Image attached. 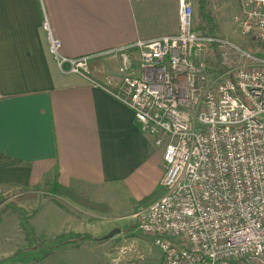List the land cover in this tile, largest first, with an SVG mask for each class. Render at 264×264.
<instances>
[{
    "label": "crops",
    "instance_id": "1",
    "mask_svg": "<svg viewBox=\"0 0 264 264\" xmlns=\"http://www.w3.org/2000/svg\"><path fill=\"white\" fill-rule=\"evenodd\" d=\"M45 21L61 42L62 57L90 58L89 77L99 87L69 73L68 63L57 66ZM177 33V0H0V189L56 184L106 207L83 206L91 213H118L125 199L136 207L158 199L163 150L115 97L122 79L115 51ZM56 203L50 236L57 245L46 259L100 264L102 254L106 264L115 237L77 224ZM38 224L24 231L42 238Z\"/></svg>",
    "mask_w": 264,
    "mask_h": 264
},
{
    "label": "built area",
    "instance_id": "2",
    "mask_svg": "<svg viewBox=\"0 0 264 264\" xmlns=\"http://www.w3.org/2000/svg\"><path fill=\"white\" fill-rule=\"evenodd\" d=\"M240 4L239 33L264 46V0ZM177 15L176 35L115 51V97L163 150L162 194L138 208L136 228L160 264H264V56L195 32L191 0H177ZM42 28L57 66L99 87L90 58L62 57L47 21Z\"/></svg>",
    "mask_w": 264,
    "mask_h": 264
},
{
    "label": "rangeland",
    "instance_id": "3",
    "mask_svg": "<svg viewBox=\"0 0 264 264\" xmlns=\"http://www.w3.org/2000/svg\"><path fill=\"white\" fill-rule=\"evenodd\" d=\"M191 1L195 32L226 38L251 52L264 55V46L256 43L251 37L242 36L234 22L242 12L240 0ZM208 16L212 19V31L209 29ZM215 68L217 69V65ZM55 201L77 218V221L75 220L77 224L80 222L79 225L95 227L96 231L101 230L100 235L101 232L104 234L108 232L107 237L114 230L120 231L112 236L115 240L106 249V264H160L159 249L153 244L150 236L140 233L136 228L134 215L142 206L136 207L131 200L125 199L118 213L117 210L109 213L104 211L91 213L67 197L49 196L44 186L31 191L0 189V264L71 262L46 259V256L52 254L54 250L52 247L57 245V241H54L56 237L50 236L56 231L57 226L52 222L51 205ZM40 221L42 238L36 239L30 234L27 235L24 230L38 229ZM96 224L98 227L94 226ZM99 261L100 264H105L102 254H99Z\"/></svg>",
    "mask_w": 264,
    "mask_h": 264
},
{
    "label": "trees",
    "instance_id": "4",
    "mask_svg": "<svg viewBox=\"0 0 264 264\" xmlns=\"http://www.w3.org/2000/svg\"><path fill=\"white\" fill-rule=\"evenodd\" d=\"M207 20L209 22V29L210 31L213 30V26H212V19L209 18V16L207 17ZM261 56H264L262 54H259ZM217 65V72H220V68ZM47 193L49 196H64V197H67L69 199H71L72 201H74L75 203L81 205V206H84V207H87L91 210H104L106 207H102L101 205H98V204H95V203H92L88 200H85L83 199L81 196L79 195H76L74 193H72L70 190L68 189H65V188H62V187H59L57 186L56 184H53V185H50L47 187ZM57 205H59L58 203H56ZM60 206V205H59ZM72 237H75V238H83L85 237L84 235H72Z\"/></svg>",
    "mask_w": 264,
    "mask_h": 264
},
{
    "label": "water",
    "instance_id": "5",
    "mask_svg": "<svg viewBox=\"0 0 264 264\" xmlns=\"http://www.w3.org/2000/svg\"><path fill=\"white\" fill-rule=\"evenodd\" d=\"M119 232V230H114L106 238H111L114 234H118Z\"/></svg>",
    "mask_w": 264,
    "mask_h": 264
},
{
    "label": "snow or ice",
    "instance_id": "6",
    "mask_svg": "<svg viewBox=\"0 0 264 264\" xmlns=\"http://www.w3.org/2000/svg\"><path fill=\"white\" fill-rule=\"evenodd\" d=\"M0 119H2V116H0Z\"/></svg>",
    "mask_w": 264,
    "mask_h": 264
}]
</instances>
